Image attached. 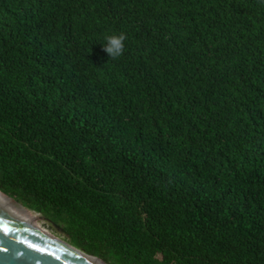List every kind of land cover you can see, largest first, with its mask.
Masks as SVG:
<instances>
[{
    "label": "trees",
    "instance_id": "1",
    "mask_svg": "<svg viewBox=\"0 0 264 264\" xmlns=\"http://www.w3.org/2000/svg\"><path fill=\"white\" fill-rule=\"evenodd\" d=\"M0 191L106 264H264V0H0Z\"/></svg>",
    "mask_w": 264,
    "mask_h": 264
},
{
    "label": "water",
    "instance_id": "2",
    "mask_svg": "<svg viewBox=\"0 0 264 264\" xmlns=\"http://www.w3.org/2000/svg\"><path fill=\"white\" fill-rule=\"evenodd\" d=\"M19 208L17 201L0 191ZM28 211V210H27ZM46 219L41 217L38 219ZM37 245L38 247H32ZM40 249H44L41 251ZM0 264H106L0 207Z\"/></svg>",
    "mask_w": 264,
    "mask_h": 264
},
{
    "label": "clouds",
    "instance_id": "3",
    "mask_svg": "<svg viewBox=\"0 0 264 264\" xmlns=\"http://www.w3.org/2000/svg\"><path fill=\"white\" fill-rule=\"evenodd\" d=\"M126 35L123 32H113L105 37V50L111 58L119 57L125 50Z\"/></svg>",
    "mask_w": 264,
    "mask_h": 264
},
{
    "label": "bare ground",
    "instance_id": "4",
    "mask_svg": "<svg viewBox=\"0 0 264 264\" xmlns=\"http://www.w3.org/2000/svg\"><path fill=\"white\" fill-rule=\"evenodd\" d=\"M0 207H2L3 209L7 210L8 212L16 215L17 217L30 222L34 225H37L43 229H45L46 231H48L49 233H51L48 229L44 228L43 226H41L38 221L36 220V216L31 214L30 212H28L27 210L21 209L19 208L17 205L11 203L10 201H8V199H5L3 197H0ZM43 220V219H42ZM52 234V233H51ZM54 235V234H52ZM55 236V235H54ZM56 237V236H55ZM58 238V237H56ZM60 241L64 242L63 240H61L60 238H58Z\"/></svg>",
    "mask_w": 264,
    "mask_h": 264
},
{
    "label": "rangeland",
    "instance_id": "5",
    "mask_svg": "<svg viewBox=\"0 0 264 264\" xmlns=\"http://www.w3.org/2000/svg\"><path fill=\"white\" fill-rule=\"evenodd\" d=\"M28 212H30L31 214H33V215L36 216V220L38 221V223L41 226H43L44 228L48 229L52 234H54L56 237L60 238L61 240L68 242L66 240L65 236L63 234H61V232H58L57 230H55L52 227V225L46 219H43V218H42L43 220L42 219H38V218L43 217L41 214H38L36 212L29 211V210H28Z\"/></svg>",
    "mask_w": 264,
    "mask_h": 264
},
{
    "label": "snow or ice",
    "instance_id": "6",
    "mask_svg": "<svg viewBox=\"0 0 264 264\" xmlns=\"http://www.w3.org/2000/svg\"><path fill=\"white\" fill-rule=\"evenodd\" d=\"M32 247H38L37 245H32ZM41 251H43L44 249H40Z\"/></svg>",
    "mask_w": 264,
    "mask_h": 264
}]
</instances>
